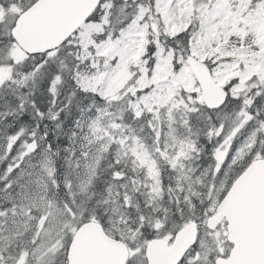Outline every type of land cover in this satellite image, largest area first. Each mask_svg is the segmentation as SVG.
<instances>
[{
  "label": "snow or ice",
  "instance_id": "1",
  "mask_svg": "<svg viewBox=\"0 0 264 264\" xmlns=\"http://www.w3.org/2000/svg\"><path fill=\"white\" fill-rule=\"evenodd\" d=\"M0 264H264V0H0Z\"/></svg>",
  "mask_w": 264,
  "mask_h": 264
}]
</instances>
